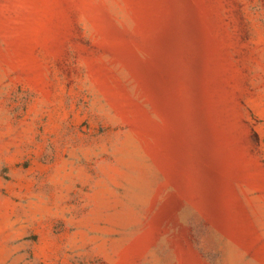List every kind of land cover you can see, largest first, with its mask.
<instances>
[{"label":"rangeland","instance_id":"obj_1","mask_svg":"<svg viewBox=\"0 0 264 264\" xmlns=\"http://www.w3.org/2000/svg\"><path fill=\"white\" fill-rule=\"evenodd\" d=\"M0 264H264V0H0Z\"/></svg>","mask_w":264,"mask_h":264}]
</instances>
